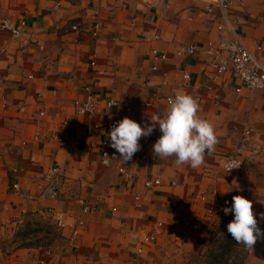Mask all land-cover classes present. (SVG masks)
I'll return each mask as SVG.
<instances>
[{
    "label": "crops",
    "instance_id": "1",
    "mask_svg": "<svg viewBox=\"0 0 264 264\" xmlns=\"http://www.w3.org/2000/svg\"><path fill=\"white\" fill-rule=\"evenodd\" d=\"M13 14L28 26L20 37L0 29V264H151L166 239L196 230L211 214L223 218L236 195L252 201L264 232V92L237 93L232 72L211 82L204 57L210 42L236 33L264 63V0H243L229 22L211 0H0V22ZM95 20L102 25L96 41L68 28ZM187 46L197 54L183 53ZM154 49L166 59L156 60ZM87 85L98 98L94 116L75 110ZM177 91L199 99V114L215 125L219 143L201 167L153 155L161 133L142 137L131 160L102 164L95 125L109 134L128 117L144 127ZM229 157L245 165L228 172ZM53 174L56 195L47 192ZM61 216L67 235L83 221L77 248L64 255L55 226ZM158 221L163 234L138 255ZM245 264H264V238Z\"/></svg>",
    "mask_w": 264,
    "mask_h": 264
},
{
    "label": "built area",
    "instance_id": "2",
    "mask_svg": "<svg viewBox=\"0 0 264 264\" xmlns=\"http://www.w3.org/2000/svg\"><path fill=\"white\" fill-rule=\"evenodd\" d=\"M144 3L152 4L154 0H141ZM212 3L216 4L220 7L223 17L226 22H229V11L231 8L238 4H243V0H211ZM94 14L97 16L98 12L94 11ZM27 20L24 17H20L16 14L3 18L0 22V29L3 32H7L14 37L23 36L27 31ZM70 31L78 33L81 36L89 38L91 41H96L100 38L102 25L99 21L95 20L91 23H84L81 21H75L69 24L68 26ZM159 36H155V39H158ZM257 48L259 50L262 49V44L258 43ZM183 53L187 55H196L197 48L194 46H187L183 48ZM153 55L156 60L164 61L166 59V55L160 52L158 49L153 50ZM204 57L207 58V66L209 68V78L211 82L218 81L221 77H223L228 72L234 73V75L238 78L239 84L236 88L237 93H241L244 89H248L251 91H261L264 92V63L256 57L245 39H243L240 35L233 33L232 37L228 40H222L218 42H210L208 48L204 51ZM183 79L186 84H190L191 75L190 73L183 69L182 71ZM84 91L86 92V97L84 99H77L75 101V110L77 115H89L94 116L98 112V98L94 92V88L90 85L84 87ZM41 95H39L40 98ZM169 96L166 98V103L168 105ZM198 103L199 99L195 98ZM111 105H117L116 102H111ZM130 110H128V113ZM127 114V112H126ZM41 115L44 116L45 112H41ZM162 116V115H161ZM95 129L99 131V134L103 136L102 140V148H101V162L103 165V160L105 159V153L111 158L112 156H116V158H112L111 162L105 166H111L114 163L122 160L120 159V154L113 149L111 145V141L108 137V131L104 127H100L95 125ZM250 131H247V136L250 135ZM160 135V132L154 129L153 133L149 135V138L157 139ZM141 145V141H139ZM87 145L94 146L95 144L87 142ZM241 161L240 167L233 170L241 169L245 163L242 160L236 159L234 157H229L225 162L224 168L226 169V164L230 161ZM121 173H124V169H120ZM47 192L50 195H56L58 191V180L55 174L49 177L48 179ZM156 184L161 183L159 179H156ZM13 188L16 192L20 191L19 184H14ZM173 210V209H171ZM56 229L60 233V239L64 243V247L62 248L61 255L66 253V249L77 248V237L79 235V230L83 226V221H78V227H72L70 235L66 234L68 229V223L66 218L58 217L56 222ZM164 224L162 221H158L153 230V234L144 235L141 240V244L138 246L137 254H142L144 247L146 244L153 243L157 240V238L163 233ZM26 264H51L47 259H31ZM57 264H64L62 261Z\"/></svg>",
    "mask_w": 264,
    "mask_h": 264
},
{
    "label": "clouds",
    "instance_id": "3",
    "mask_svg": "<svg viewBox=\"0 0 264 264\" xmlns=\"http://www.w3.org/2000/svg\"><path fill=\"white\" fill-rule=\"evenodd\" d=\"M200 105L191 95L177 91L168 100V108L161 116L154 114L144 127L134 120L124 117L117 124L112 125L108 137L111 147L120 154L125 162L141 150L139 143L142 137L151 135L159 128L160 137L152 145L153 155L160 158L175 157L176 165L188 164L193 169L205 163V153L215 151L219 143L215 125L199 114ZM111 158L105 153L103 163L108 165ZM241 161H230L226 164L229 172L239 168ZM226 193V192H222ZM228 201H225L227 204ZM225 215L234 214V219L227 225V231L237 244L252 249L258 239L264 238V232L258 227L253 213V203L241 195L232 197L231 207H224Z\"/></svg>",
    "mask_w": 264,
    "mask_h": 264
},
{
    "label": "rangeland",
    "instance_id": "4",
    "mask_svg": "<svg viewBox=\"0 0 264 264\" xmlns=\"http://www.w3.org/2000/svg\"><path fill=\"white\" fill-rule=\"evenodd\" d=\"M212 216L202 221L196 230L182 233L177 239H166L157 248L151 264H205L211 261L210 256L223 251L220 244L226 241L229 243L228 252L235 256L228 264H245L250 249L237 244L233 239L231 241L232 237L227 231V225L234 219V214L224 215L223 218ZM257 224L259 227V220Z\"/></svg>",
    "mask_w": 264,
    "mask_h": 264
},
{
    "label": "trees",
    "instance_id": "5",
    "mask_svg": "<svg viewBox=\"0 0 264 264\" xmlns=\"http://www.w3.org/2000/svg\"><path fill=\"white\" fill-rule=\"evenodd\" d=\"M231 241H232V238H231ZM228 246H229V243L227 241L220 244V247L221 249H223V251L221 253H216L213 257L210 256L211 261L205 262V264H228V261L230 262V259L235 257V256H232L230 252H228L227 250ZM228 255H230L229 256L230 258L227 257Z\"/></svg>",
    "mask_w": 264,
    "mask_h": 264
}]
</instances>
